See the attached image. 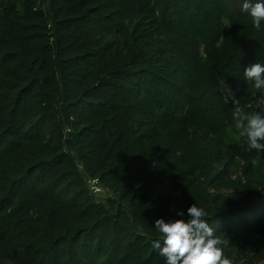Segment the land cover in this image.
Here are the masks:
<instances>
[{
  "label": "trees",
  "instance_id": "trees-1",
  "mask_svg": "<svg viewBox=\"0 0 264 264\" xmlns=\"http://www.w3.org/2000/svg\"><path fill=\"white\" fill-rule=\"evenodd\" d=\"M242 3L0 0V264H165L154 222L194 203L226 258L264 264V152L232 119L259 110L264 22Z\"/></svg>",
  "mask_w": 264,
  "mask_h": 264
},
{
  "label": "clouds",
  "instance_id": "clouds-1",
  "mask_svg": "<svg viewBox=\"0 0 264 264\" xmlns=\"http://www.w3.org/2000/svg\"><path fill=\"white\" fill-rule=\"evenodd\" d=\"M242 11L248 13L253 26L259 30L264 22V3L243 0ZM245 80L254 82L260 93L257 100L258 111L245 113L238 105L234 107L232 119L241 137H246L247 151H256L257 158L264 152V66L252 64L244 69ZM225 101L235 99L231 89H225ZM255 163V160H253ZM189 219H156L154 228L159 238L152 241V248L165 258V264H233L226 258L221 245L223 240L215 234V229L206 222V212L194 203L187 209ZM183 216L184 212H177Z\"/></svg>",
  "mask_w": 264,
  "mask_h": 264
},
{
  "label": "built area",
  "instance_id": "built-area-1",
  "mask_svg": "<svg viewBox=\"0 0 264 264\" xmlns=\"http://www.w3.org/2000/svg\"><path fill=\"white\" fill-rule=\"evenodd\" d=\"M224 91H225V89H224ZM88 189L93 195H99V194L100 195H103V194L109 195V193L106 190H104L101 186H99L98 181L96 179L90 180L88 182Z\"/></svg>",
  "mask_w": 264,
  "mask_h": 264
},
{
  "label": "rangeland",
  "instance_id": "rangeland-1",
  "mask_svg": "<svg viewBox=\"0 0 264 264\" xmlns=\"http://www.w3.org/2000/svg\"><path fill=\"white\" fill-rule=\"evenodd\" d=\"M223 93H224V95L226 96V92L224 91V89H223Z\"/></svg>",
  "mask_w": 264,
  "mask_h": 264
}]
</instances>
